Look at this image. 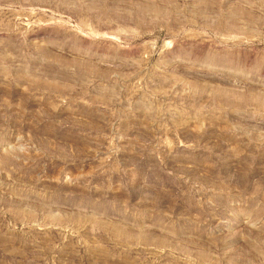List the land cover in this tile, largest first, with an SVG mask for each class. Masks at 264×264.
Returning a JSON list of instances; mask_svg holds the SVG:
<instances>
[{"label": "rangeland", "instance_id": "1", "mask_svg": "<svg viewBox=\"0 0 264 264\" xmlns=\"http://www.w3.org/2000/svg\"><path fill=\"white\" fill-rule=\"evenodd\" d=\"M0 264H264V0H0Z\"/></svg>", "mask_w": 264, "mask_h": 264}]
</instances>
